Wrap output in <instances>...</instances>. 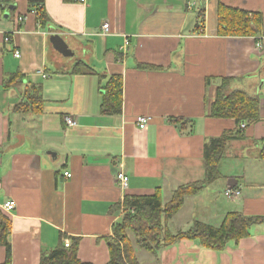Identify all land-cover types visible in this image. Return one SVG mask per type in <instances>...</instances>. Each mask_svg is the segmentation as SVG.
Wrapping results in <instances>:
<instances>
[{
    "label": "crops",
    "instance_id": "0c3cea01",
    "mask_svg": "<svg viewBox=\"0 0 264 264\" xmlns=\"http://www.w3.org/2000/svg\"><path fill=\"white\" fill-rule=\"evenodd\" d=\"M30 2L42 4L46 20L29 15L17 25ZM218 4L247 12L257 34L219 35ZM112 78L121 93L110 102ZM221 79L231 81L229 93L259 100V119L228 142L220 179L166 221L171 234L194 222L217 228L230 213L264 218V0H0V212L10 221L11 264H39L61 236L78 241L81 262L107 264L124 197L158 191L164 205L178 187L202 181L203 145L236 129L210 116ZM30 96L34 110L22 105ZM104 101L114 112H101ZM140 116L150 118L143 130ZM229 188L239 198L225 199ZM8 201L16 206L6 213ZM130 235L139 264H264V223L222 252L181 240L153 256Z\"/></svg>",
    "mask_w": 264,
    "mask_h": 264
},
{
    "label": "trees",
    "instance_id": "16d2710c",
    "mask_svg": "<svg viewBox=\"0 0 264 264\" xmlns=\"http://www.w3.org/2000/svg\"><path fill=\"white\" fill-rule=\"evenodd\" d=\"M39 2H30L29 10L36 12V18L44 23L46 16ZM201 16V15H200ZM218 22L217 32L221 36L251 37L257 34L254 19L239 9L218 4L216 9ZM197 29L201 26L197 25ZM140 68H149L139 65ZM209 81H206V83ZM229 79H221L216 89L215 101L210 106V116L216 119L232 120L236 126L233 131H226L220 137L210 139L203 145L202 158L205 177L202 181L178 187L172 192L171 199L162 204L159 192L152 196L124 197L122 202L123 213L119 223L112 227V238L108 239L109 261L107 264H139L134 255L132 244L127 237L131 232L140 246L153 256L164 247H168L181 240L197 241L203 248L215 252L224 251L229 242H238L248 237L249 229L264 223V218L245 217L241 214H227L217 228L194 222L186 231L171 234L166 228V221L174 216L182 207L184 198L192 196L220 179L219 165L223 159L228 142L242 138L238 127L241 124H251L259 119V100L247 96L244 92L229 93ZM117 78H112L106 96L112 102L119 98L121 93ZM36 97H29V101L22 103L26 108H33ZM110 102L104 101L102 113L114 112ZM116 105L117 112L118 110ZM35 108H33L34 110ZM118 207V205H116ZM10 221L0 212V247L5 248V261L2 264H11L8 236ZM65 237L61 236L59 243L48 253H42L39 264H89L81 262L77 257L78 241L72 240L69 248L62 243Z\"/></svg>",
    "mask_w": 264,
    "mask_h": 264
},
{
    "label": "built area",
    "instance_id": "2783aa9c",
    "mask_svg": "<svg viewBox=\"0 0 264 264\" xmlns=\"http://www.w3.org/2000/svg\"><path fill=\"white\" fill-rule=\"evenodd\" d=\"M80 3H84L85 0H79ZM29 15H33V16H36V12L34 10L32 11H29L27 15L25 16H22V17H17L16 18V24H21L23 22H25L27 20V17ZM109 33V24L108 23H104L102 26H101V35H108ZM8 40V39H6ZM259 46V45H258ZM127 47H128V42L126 41L124 43V46H123V50H127ZM14 56L16 58L19 57V54L18 52H15L14 53ZM43 78H45V76L43 75ZM150 120L149 117H144V116H140L136 119V125L138 126V128L140 130H143L147 124H148V121ZM65 124L68 126V127H72L75 125V122L71 119V118H65ZM240 128L243 129L244 128V125H240ZM64 176L67 177V178H70V174L68 173H64ZM115 180L120 188V190L122 191H125L127 189V185H128V177L122 172V171H118L115 175ZM240 196V191L238 189H233V188H229L227 189L225 192H224V198L227 199V200H230V201H234L236 200L237 198H239ZM16 204L14 201H8L6 202L3 206H2V210L4 212H11L14 208H15ZM64 247L65 248H69L70 247V242L68 241H64Z\"/></svg>",
    "mask_w": 264,
    "mask_h": 264
},
{
    "label": "water",
    "instance_id": "95a60500",
    "mask_svg": "<svg viewBox=\"0 0 264 264\" xmlns=\"http://www.w3.org/2000/svg\"><path fill=\"white\" fill-rule=\"evenodd\" d=\"M54 49L63 54V55H68L69 51L65 49L64 44H63V40L60 36H53L50 39Z\"/></svg>",
    "mask_w": 264,
    "mask_h": 264
},
{
    "label": "rangeland",
    "instance_id": "374dc122",
    "mask_svg": "<svg viewBox=\"0 0 264 264\" xmlns=\"http://www.w3.org/2000/svg\"><path fill=\"white\" fill-rule=\"evenodd\" d=\"M192 16H194V13H193ZM134 237H135V236H134ZM134 237L130 235V240H131V241H132V240L134 241ZM135 240H136V239H135ZM137 251H138V250H137ZM138 253H141V251H139Z\"/></svg>",
    "mask_w": 264,
    "mask_h": 264
}]
</instances>
